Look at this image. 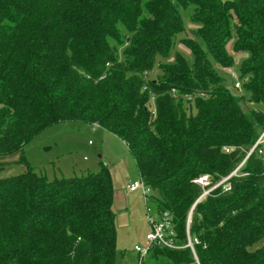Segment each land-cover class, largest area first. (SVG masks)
Returning a JSON list of instances; mask_svg holds the SVG:
<instances>
[{"label":"trees","instance_id":"1","mask_svg":"<svg viewBox=\"0 0 264 264\" xmlns=\"http://www.w3.org/2000/svg\"><path fill=\"white\" fill-rule=\"evenodd\" d=\"M178 42L188 53L170 61ZM236 58L250 101L264 102V0H0V159L25 165L24 148L58 123L98 126L126 144L181 247L142 264H195L189 216L199 264H264L257 152L191 210L195 181L228 177L264 130L217 73ZM25 168L0 179V264H114L108 171L50 181Z\"/></svg>","mask_w":264,"mask_h":264},{"label":"rangeland","instance_id":"2","mask_svg":"<svg viewBox=\"0 0 264 264\" xmlns=\"http://www.w3.org/2000/svg\"><path fill=\"white\" fill-rule=\"evenodd\" d=\"M187 28L189 31H196V28L189 23ZM231 49L232 46L230 45V52ZM177 51L188 53V50L178 42L172 51L170 61H173ZM164 63L165 60L158 59L154 71L146 79L154 80L160 74V65ZM240 64L241 59L236 58L231 69L219 68L217 73L223 82L229 86L235 97L243 98L241 106L244 111L251 108L264 113V102L252 103L249 93L243 90L242 82H238L239 89L235 88L237 81L234 75L238 76ZM21 155L26 162L25 167L29 166L34 172L45 176L50 181L79 177L89 172L108 171L114 189L112 204L116 228L114 264L139 263V255L134 248L145 245L150 224L147 219L146 201L142 190L139 189L136 193L137 200L132 198L126 201L121 195L127 181L134 183L135 180H140L134 159L124 142L98 126L81 122H63L52 126L37 136L24 148ZM13 157L17 156H11V158ZM153 194L155 196L156 193ZM150 195L152 192H149L148 196ZM150 206L152 208V205Z\"/></svg>","mask_w":264,"mask_h":264},{"label":"built area","instance_id":"3","mask_svg":"<svg viewBox=\"0 0 264 264\" xmlns=\"http://www.w3.org/2000/svg\"><path fill=\"white\" fill-rule=\"evenodd\" d=\"M235 80L237 81L236 89H239V80L237 76H235ZM227 153H229L230 149H225ZM257 152L258 155H260L263 158L264 161V130L260 133L256 143L254 146L248 151L246 157L244 160L240 163V165L228 176L220 180L214 185H211L209 178L207 176H202L198 178L195 183L202 187L203 192L202 195L199 197L195 205L202 201L204 198H206L213 190L222 187L224 192H227L230 190L229 180L232 177L238 176L245 165L248 158L253 154ZM141 189L143 193L144 200L146 201V212H147V219L150 224V231L146 236L145 245L143 247L135 246L134 250L139 255V263L142 264L143 260L149 255L150 251L154 247H160V248H167L172 250L180 249L176 244L175 240V233L172 228L171 218L168 215V213H163L162 215H157L153 209L151 208L149 203V192H151L141 180L135 181L129 186V190L131 192L137 191ZM194 205V207H195ZM190 218L187 222V244L185 247L190 248L195 264H199L198 259L196 257L195 251H194V244L197 243V240H192L188 233Z\"/></svg>","mask_w":264,"mask_h":264},{"label":"crops","instance_id":"4","mask_svg":"<svg viewBox=\"0 0 264 264\" xmlns=\"http://www.w3.org/2000/svg\"><path fill=\"white\" fill-rule=\"evenodd\" d=\"M16 156L17 157H13V158L9 157L7 159L0 160V162H1L0 163V179L20 174L26 170L24 165L18 163L19 157H18V155H16ZM137 172H138V170H137ZM138 177H139V173H138ZM131 184L132 183H129L127 181L125 183V187L121 191V195H123L122 197L126 201H128L129 199H132V198H136V193L138 192V190L134 191V192H131L129 190V186ZM136 200H137V198H136Z\"/></svg>","mask_w":264,"mask_h":264},{"label":"water","instance_id":"5","mask_svg":"<svg viewBox=\"0 0 264 264\" xmlns=\"http://www.w3.org/2000/svg\"><path fill=\"white\" fill-rule=\"evenodd\" d=\"M193 209H194V207H193Z\"/></svg>","mask_w":264,"mask_h":264}]
</instances>
